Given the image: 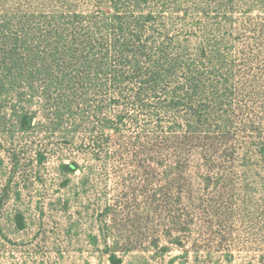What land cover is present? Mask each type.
Here are the masks:
<instances>
[{
	"label": "trees",
	"instance_id": "trees-1",
	"mask_svg": "<svg viewBox=\"0 0 264 264\" xmlns=\"http://www.w3.org/2000/svg\"><path fill=\"white\" fill-rule=\"evenodd\" d=\"M40 2L1 24L0 68L57 161L56 261L84 229L98 264H264V0Z\"/></svg>",
	"mask_w": 264,
	"mask_h": 264
},
{
	"label": "rangeland",
	"instance_id": "rangeland-1",
	"mask_svg": "<svg viewBox=\"0 0 264 264\" xmlns=\"http://www.w3.org/2000/svg\"><path fill=\"white\" fill-rule=\"evenodd\" d=\"M40 1L0 0V26L7 25L6 30H9L10 25L13 24V18H18V10L24 11L27 7L40 6ZM5 72L8 73L6 64L0 68V233L11 235V241L16 242V259L14 260L17 261L14 262L17 264H98L94 259L93 249L82 236L84 229L79 232V238H74L70 243L60 247L62 255L59 261H56L52 254L51 243L62 242L56 241L57 239L51 236L56 224L60 222L59 219L51 220L48 216L50 201L60 196L56 185V172L53 170L57 161L48 158L49 145L43 130L23 133L18 131L14 106H16L17 114H23L27 109L31 111L39 109L41 112V108L32 101L29 102V98H34V94L28 83L25 82L23 86L25 95H22L19 87L11 88L9 83L11 78L6 77ZM79 177L80 174L76 173L72 177L73 183ZM14 211L23 213L26 222L25 229L17 234L14 233L12 220ZM180 253L174 250L164 259L158 257L153 260L148 254L145 258L148 261L147 264H164L162 260L167 261L170 256H177ZM258 253L257 249L237 251L231 264H240L246 258ZM5 258L9 259V256ZM191 259L185 261L186 263H180L177 260L173 264H191ZM124 264H138V261L129 257Z\"/></svg>",
	"mask_w": 264,
	"mask_h": 264
}]
</instances>
